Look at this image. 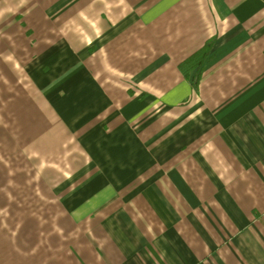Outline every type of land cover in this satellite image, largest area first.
I'll return each mask as SVG.
<instances>
[{"label": "crops", "instance_id": "1", "mask_svg": "<svg viewBox=\"0 0 264 264\" xmlns=\"http://www.w3.org/2000/svg\"><path fill=\"white\" fill-rule=\"evenodd\" d=\"M0 264H264V1L0 0Z\"/></svg>", "mask_w": 264, "mask_h": 264}, {"label": "trees", "instance_id": "2", "mask_svg": "<svg viewBox=\"0 0 264 264\" xmlns=\"http://www.w3.org/2000/svg\"><path fill=\"white\" fill-rule=\"evenodd\" d=\"M213 43L214 39L207 41L200 50L192 54L188 59H186L179 65V70L185 77H187L189 72H191L193 69L201 66L204 58L208 55V52L211 49Z\"/></svg>", "mask_w": 264, "mask_h": 264}]
</instances>
